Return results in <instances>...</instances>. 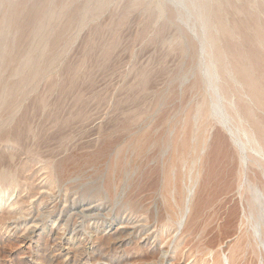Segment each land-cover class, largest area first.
I'll list each match as a JSON object with an SVG mask.
<instances>
[{
  "label": "rangeland",
  "instance_id": "374dc122",
  "mask_svg": "<svg viewBox=\"0 0 264 264\" xmlns=\"http://www.w3.org/2000/svg\"><path fill=\"white\" fill-rule=\"evenodd\" d=\"M258 189L264 0H0V264H264Z\"/></svg>",
  "mask_w": 264,
  "mask_h": 264
},
{
  "label": "bare ground",
  "instance_id": "6f19581e",
  "mask_svg": "<svg viewBox=\"0 0 264 264\" xmlns=\"http://www.w3.org/2000/svg\"><path fill=\"white\" fill-rule=\"evenodd\" d=\"M205 6V5H204ZM203 6V7H204ZM207 7V6H206ZM205 8V7H204ZM201 10V9H200ZM201 14H202V16H204V18H206V17H208L207 15V12L204 10V9H202L201 10ZM206 16V17H205ZM28 60V59H27ZM247 67V66H246ZM242 70V69H241ZM250 74V73H249ZM251 77V76H250ZM252 79V78H251ZM252 83V82H251ZM247 85V84H246ZM222 87V86H221ZM257 87H258V85H257ZM218 88V87H217ZM259 89H261V88H259ZM258 94V93H257ZM254 95V94H253ZM262 97V96H261ZM263 101V100H262ZM231 108V107H230ZM209 129V128H208ZM209 134H210V132H209ZM208 134V135H209ZM208 137V136H207ZM233 140V139H232ZM203 142V141H202ZM209 142V141H208ZM199 143V142H198ZM184 144V143H183ZM263 144V143H262ZM202 145V144H201ZM208 145V144H207ZM204 147V146H203ZM209 147V146H208ZM201 148V147H200ZM205 149V148H204ZM203 149V150H204ZM207 150V149H206ZM200 151H202V150H200ZM199 151V152H200ZM200 153H202V152H200ZM205 153V152H204ZM203 154V153H202ZM204 156H205V154H204ZM206 158V157H205ZM202 159H204V158H202ZM204 161V160H203ZM53 162V161H52ZM199 162V161H198ZM201 163V162H200ZM204 163H206V162H204ZM54 164V163H53ZM197 164V163H196ZM203 164V163H202ZM63 165V164H62ZM65 165V164H64ZM205 165V164H204ZM60 166V165H59ZM200 166V165H199ZM261 166V165H260ZM56 167H58V166H56ZM201 167V166H200ZM205 167V166H204ZM53 168V167H52ZM5 169V168H4ZM47 169V168H46ZM198 169V168H197ZM205 169V168H204ZM58 170V169H57ZM60 170V169H59ZM62 170V169H61ZM196 170V169H195ZM202 170V169H201ZM199 171H200V168H199ZM59 172V171H58ZM4 173V172H3ZM57 173V172H56ZM198 173V172H197ZM200 173H201V171H200ZM202 176V175H201ZM199 178H201V177H199ZM13 179V178H12ZM49 179V178H48ZM62 179V178H61ZM40 188H42V187H40ZM191 188V187H190ZM47 189V188H46ZM190 190V189H189ZM258 191V193H257V195H256V200L258 201V204L260 205V204H263L264 205V192L262 191V190H260V189H258L257 190ZM52 192V191H51ZM37 193H39V191L37 192ZM60 193V192H59ZM54 194V193H53ZM57 194V193H56ZM188 194V193H187ZM189 194H190V192H189ZM192 194V193H191ZM61 195V194H60ZM195 195V194H194ZM48 197L50 196V194H48L47 195ZM46 196V197H47ZM52 196V197H51ZM51 196H50V200L49 201H46V203H44V204H42L41 202L44 200L42 197L40 198V202L37 204V205H34V203L33 202H31L30 201V206L28 207L29 209H27L28 210V212L26 213V217L29 219L28 221L30 222V224H28L25 228H24V231L22 232V236H28V235H30V236H33V235H35L36 233H37V230H38V227H40L41 225H42V223L51 215V213H53L54 212V209H55V207H56V205H58V203H57V201H56V198L58 197H55V195H52L51 194ZM188 196V195H187ZM62 197H64V196H62ZM59 198H61V197H59ZM58 198V201L60 200ZM64 198H66V197H64ZM63 198V199H64ZM68 199V198H67ZM191 198L189 197V199L187 200L188 202V205L191 203V200H190ZM233 199V198H232ZM47 200V199H46ZM62 200V199H61ZM65 200V199H64ZM63 200V201H64ZM255 200V201H256ZM33 201V200H32ZM66 201V200H65ZM72 201H74L73 199L71 200V202ZM27 202V201H26ZM186 202V201H185ZM41 203V204H40ZM49 203H53V204H49ZM57 203V204H56ZM192 203H194V202H192ZM40 204V205H39ZM64 204V203H63ZM72 204V203H71ZM66 205H68V204H66ZM65 206V205H64ZM64 206H63V208H64ZM93 206V205H92ZM91 205H90V207H92ZM190 206V205H189ZM193 206H194V204H193ZM95 208H98V206L97 205H95L94 206ZM187 207L188 206H186V210H187ZM253 207H254V205H253ZM83 208V207H82ZM105 208V207H104ZM190 208V207H189ZM263 208V207H262ZM58 209V208H57ZM61 209H62V207H61ZM71 209H73V207H71ZM89 209V208H88ZM264 209V208H263ZM262 209V210H263ZM22 210V209H21ZM80 210H81V208H80ZM185 210V209H184ZM186 210H185V214H186ZM84 211V210H83ZM73 212V211H72ZM75 212H77L76 211V209H75ZM81 212V211H80ZM65 214L64 212H62V210H60V212H59V214H58V216L54 219V221H53V223H52V227L54 226L55 228H59L60 230H61V232L59 233V232H55V237H56V239H65V240H67L69 243H72V241H73V239L76 237V229L77 228H79L80 226H82L81 224L79 225V223L77 224V226H75V225H72L73 227L71 228V232H70V234H66V230H67V225L69 224V221H70V217H71V215L69 214V215H67L66 216V218H64V216H63V214ZM96 213V212H95ZM72 214H74V212L72 213ZM81 214V213H80ZM83 214V213H82ZM87 214V213H86ZM91 214V213H90ZM183 214H184V212H183ZM191 214V213H190ZM260 214H261V212H260ZM263 214V213H262ZM24 215V214H23ZM11 216H12V214H11ZM14 216V215H13ZM9 217L10 218V220L11 219H13V222L15 223H17L18 221H19V219H20V217ZM73 216V215H72ZM78 216V215H77ZM79 216H81V215H79ZM96 216V215H95ZM99 216V215H98ZM103 216V215H102ZM264 216V215H263ZM22 217H24V216H22ZM76 217V216H75ZM82 217V216H81ZM89 217V216H88ZM9 218H8V220H9ZM25 218V217H24ZM71 218H73V217H71ZM77 218V217H76ZM84 218V217H83ZM93 218V217H92ZM180 218V217H179ZM178 218V219H179ZM82 219V218H81ZM130 218L129 217H122L121 218V220L119 221V223H118V226H125V227H129L130 228V230L131 231H129V233L128 234H130V233H134L135 232V228H136V226H134V225H131V224H133L134 223V221H132V220H129ZM186 215L184 216V215H182L181 216V218L179 219L180 220V227L182 228L183 227V225H184V223H185V221H186ZM9 220V221H10ZM80 220V219H79ZM78 220V221H79ZM94 220H95V218H94ZM93 220V221H94ZM97 220V219H96ZM259 220V219H258ZM262 220V219H261ZM8 221V222H9ZM136 221V220H135ZM263 221V220H262ZM2 222V221H1ZM11 222V221H10ZM71 222V221H70ZM73 223H75L74 221H72ZM137 222V221H136ZM141 222V221H140ZM250 222V221H249ZM256 222H257V220H256ZM260 222V221H259ZM27 223V222H26ZM83 223V222H82ZM97 223V222H96ZM138 224V223H137ZM251 224V223H250ZM249 224V225H250ZM253 224V223H252ZM70 225V224H69ZM129 225V226H128ZM179 225V224H178ZM249 225H248V227H249ZM257 225H258V227L255 225L253 228L255 229V227H257L256 229H255V234L256 235H261L262 233L264 234V232H263V225L261 224V223H257ZM108 226H110V224L108 225ZM140 226V225H139ZM242 226H243V224H242ZM87 228H89V227H87ZM93 228L94 229H96L97 230V228H98V226H92L91 228H90V232H94L93 233V235L94 234H96L95 232H96V230H93ZM109 228H111V226L110 227H108V229ZM92 229V230H91ZM107 229V230H108ZM117 229V228H116ZM115 229V230H116ZM140 229V228H139ZM246 229H248V228H246ZM105 230V229H104ZM114 230V231H115ZM138 230V229H137ZM248 231V230H247ZM247 231H246V233H247ZM116 232V231H115ZM252 232H253V230H252ZM86 233H89L88 232V230L86 231ZM86 233H84L83 232V235H84V237H85V234ZM108 233V232H107ZM179 233V232H178ZM90 234V233H89ZM88 234V235H89ZM18 235V234H17ZM21 235V234H20ZM37 235H39V233H37ZM244 235V234H243ZM247 235H248V233H247ZM251 235V234H250ZM91 236V235H90ZM95 236V235H94ZM109 236H111V234L109 233V234H106V235H103V236H101V238L103 237V238H107V239H109L110 237ZM97 237V236H96ZM109 237V238H108ZM247 237V236H246ZM251 237V239H252V235L250 236ZM255 237V236H254ZM81 238V237H80ZM144 238V237H143ZM229 238V237H228ZM262 239V238H261ZM25 240V239H24ZM141 240V239H140ZM254 240V239H253ZM257 241H258V239H256ZM256 241V242H257ZM260 242V241H259ZM257 244V243H256ZM262 244V243H261ZM263 244H264V242H263ZM13 245V244H12ZM220 245V244H219ZM259 245V244H258ZM233 246V245H232ZM165 247V246H164ZM221 247V246H220ZM5 248V247H4ZM10 248V247H9ZM67 249H68V251L71 249V247L70 246H67L66 247ZM163 248V247H162ZM8 249V248H7ZM139 249V248H138ZM158 249V248H157ZM222 250V249H221ZM168 251V250H167ZM162 252V251H161ZM232 252V254H233V251H231ZM9 253V252H8ZM165 253V251L163 252V254ZM226 253V252H225ZM228 253V252H227ZM57 256V255H56ZM231 257V256H230ZM234 257V256H233ZM232 257V258H233ZM223 261H224V264H231L230 263V258L228 257V255L227 254H224L223 253ZM66 259V258H65ZM158 259H160V258H158ZM161 259H162V257H161ZM150 260V259H149ZM63 261V260H62ZM123 260H122V256L121 257H119L118 258V261L116 262V264H122L123 262H122ZM128 262V260H126V263ZM135 262V261H134ZM177 262V261H176ZM126 263H124V264H126ZM194 264V263H193Z\"/></svg>",
  "mask_w": 264,
  "mask_h": 264
}]
</instances>
